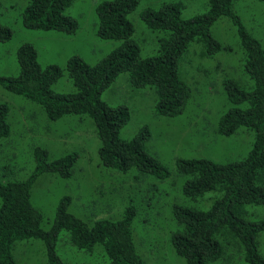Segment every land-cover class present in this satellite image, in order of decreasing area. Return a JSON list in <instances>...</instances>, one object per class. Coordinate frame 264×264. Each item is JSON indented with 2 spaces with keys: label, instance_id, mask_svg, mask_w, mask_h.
Segmentation results:
<instances>
[{
  "label": "trees",
  "instance_id": "trees-1",
  "mask_svg": "<svg viewBox=\"0 0 264 264\" xmlns=\"http://www.w3.org/2000/svg\"><path fill=\"white\" fill-rule=\"evenodd\" d=\"M71 1L27 0L21 11L22 25L27 29L72 34L78 22L64 11ZM138 1L100 0L95 4L96 35L118 39L119 43L94 64L77 54L69 56L65 70L74 91L53 90L63 68L57 64L42 66L30 42L20 44L16 50L18 74L0 75V85L36 102L50 121L67 115H88L99 139L97 154L103 166L122 171L135 167L163 179L169 176L168 169L145 148L151 135L149 128L143 126L134 137L122 138L119 129L130 119V108L125 103L105 102L101 93L120 71L127 70L133 86L153 88L156 114H181L192 91L178 75L179 57L192 42L203 43L211 52L219 50L211 27L222 16L231 19L244 51L243 69L253 86L245 89L236 81H223L231 106L219 118L217 132L230 136L245 127L254 133L253 145L245 157L227 163L209 158L176 160L178 173L185 177L184 196L197 200L212 192L215 199L207 209L173 205L177 227L171 232L169 243L186 264L229 262L240 254L246 264H264L256 239L264 231V218H250L246 208L264 204V48L233 10L234 0H207L206 12L189 18L181 16V1H169L140 13L149 29L165 32L157 38L159 52L143 58L127 16ZM12 35L11 27L0 21V42L9 41ZM8 114V104L0 101V138L10 134ZM33 156L35 167L27 178L7 182L0 179V264H14V245L30 238L42 242L46 264H65L55 252L56 237L62 229L77 249L90 250L99 244L111 264H146L133 242L132 220L137 209L130 203L119 219H97L88 224L68 210L71 197L64 195L59 199L50 228L42 229L40 211L31 202V188L44 173L70 177L79 154L72 151L49 160L48 151L35 146Z\"/></svg>",
  "mask_w": 264,
  "mask_h": 264
},
{
  "label": "rangeland",
  "instance_id": "rangeland-1",
  "mask_svg": "<svg viewBox=\"0 0 264 264\" xmlns=\"http://www.w3.org/2000/svg\"><path fill=\"white\" fill-rule=\"evenodd\" d=\"M27 0H0V21L11 27L12 38L0 42V75L18 74L16 50L24 42L32 43L42 66L57 64L62 76L53 85L57 92L74 91L75 87L65 70L69 56L77 54L90 64L96 63L118 39L96 35L95 4L100 0H72L64 11L78 22L76 31L66 34L53 30H33L22 25L21 11ZM181 1L182 18L206 12L207 0H139L127 14L133 25L132 36L140 47L141 57L159 52L157 38L165 32L149 29L140 13L145 8H157L163 2ZM233 10L245 29L260 41L264 48V3L259 0H234ZM211 34L220 49L211 52L201 42H192L178 59V75L191 88L184 111L173 117L156 114V95L152 87L133 86L127 70L120 71L101 93L108 103H125L130 119L120 127L122 138L134 137L143 126L150 130L145 142L148 152L168 169L169 176L159 178L132 167L126 171L108 168L100 163L97 154L99 139L88 115H67L50 121L36 102L12 93L0 85V101L9 106L10 134L0 138V179L3 182L27 178L35 167L33 148L48 151L52 160L72 151L79 154L72 175L59 177L44 173L31 188V202L40 211V227L50 228L59 199L70 195L68 210L90 224L97 219L115 221L122 217L129 203L137 209L132 220V237L137 253L146 264H186L169 243L176 229L172 207L175 204L207 209L215 199L208 192L197 200L184 196L185 177L178 173L179 158H209L227 163L245 157L254 141V133L245 127L230 136L217 132L218 120L231 103L223 81H236L243 88L253 81L243 69L244 51L237 27L226 16L217 19ZM250 218H264V204L246 207ZM258 250L264 256V231L258 233ZM55 252L65 264H111L101 246L90 250L77 249L62 229L55 241ZM44 246L38 239L16 242L12 250L14 264H46ZM210 264H246L242 255L229 262Z\"/></svg>",
  "mask_w": 264,
  "mask_h": 264
}]
</instances>
